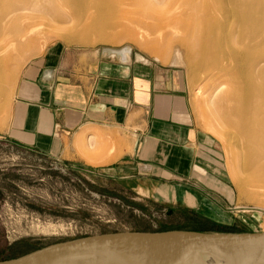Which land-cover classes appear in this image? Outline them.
<instances>
[{"label":"rangeland","instance_id":"obj_1","mask_svg":"<svg viewBox=\"0 0 264 264\" xmlns=\"http://www.w3.org/2000/svg\"><path fill=\"white\" fill-rule=\"evenodd\" d=\"M129 8L126 9L127 16L116 19L117 26L113 31L130 33L133 40L109 44L94 38V44L71 43L56 34L70 33L75 29L74 24L49 25L43 27L46 33L34 40L31 50L18 59L15 81L5 106L0 109V260L16 258L58 242L106 233L264 231V189L249 183V175L244 166L241 167L243 160L236 148L234 132L211 103L212 91L201 79L202 75L194 73L186 62L184 66L172 63L177 50L186 60V50L177 42L164 56L140 46V42H149L150 38L139 28L143 19L138 11L140 8ZM55 44L82 51H115L117 54L127 48L138 61L178 72L187 87L197 125L218 145L222 175L233 188L232 205L221 210L222 214L217 218H209L179 202H171L174 199L167 203L157 202L147 198V192L136 194L121 182H111L104 174L107 171L104 166L117 161L130 148L117 135L114 139L111 134L98 129L94 130L97 135L94 147H75L78 161L65 162L15 144L9 136V127L17 84L24 68ZM159 192L161 197L167 193L164 189ZM251 193L253 200L249 198Z\"/></svg>","mask_w":264,"mask_h":264},{"label":"crops","instance_id":"obj_2","mask_svg":"<svg viewBox=\"0 0 264 264\" xmlns=\"http://www.w3.org/2000/svg\"><path fill=\"white\" fill-rule=\"evenodd\" d=\"M95 129L117 135L130 148L104 166L111 182L157 202L174 199L209 218L232 205L218 145L197 125L178 72L131 55L50 46L22 72L10 138L72 162L79 160L75 147H94Z\"/></svg>","mask_w":264,"mask_h":264},{"label":"bare ground","instance_id":"obj_3","mask_svg":"<svg viewBox=\"0 0 264 264\" xmlns=\"http://www.w3.org/2000/svg\"><path fill=\"white\" fill-rule=\"evenodd\" d=\"M131 6L140 8L139 28L150 38L140 46L160 56L174 42L185 48L186 60L177 50L172 63L186 62L202 75L211 103L234 132L249 183L264 189V0H0V109L18 59L44 34L43 27L74 24L70 33L56 34L71 43L133 40L130 33L113 31ZM111 53L130 55L127 48Z\"/></svg>","mask_w":264,"mask_h":264},{"label":"water","instance_id":"obj_4","mask_svg":"<svg viewBox=\"0 0 264 264\" xmlns=\"http://www.w3.org/2000/svg\"><path fill=\"white\" fill-rule=\"evenodd\" d=\"M0 264H264V232H118L58 242Z\"/></svg>","mask_w":264,"mask_h":264},{"label":"trees","instance_id":"obj_5","mask_svg":"<svg viewBox=\"0 0 264 264\" xmlns=\"http://www.w3.org/2000/svg\"><path fill=\"white\" fill-rule=\"evenodd\" d=\"M13 258H15V257H13ZM9 259H12V258H9ZM6 260H8V259H6Z\"/></svg>","mask_w":264,"mask_h":264}]
</instances>
